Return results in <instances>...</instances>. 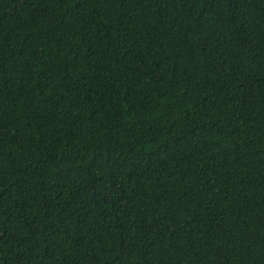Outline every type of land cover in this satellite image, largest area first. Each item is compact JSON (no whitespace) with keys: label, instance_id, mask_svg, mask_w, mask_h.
I'll list each match as a JSON object with an SVG mask.
<instances>
[{"label":"trees","instance_id":"1","mask_svg":"<svg viewBox=\"0 0 264 264\" xmlns=\"http://www.w3.org/2000/svg\"><path fill=\"white\" fill-rule=\"evenodd\" d=\"M0 264H264V0H0Z\"/></svg>","mask_w":264,"mask_h":264}]
</instances>
